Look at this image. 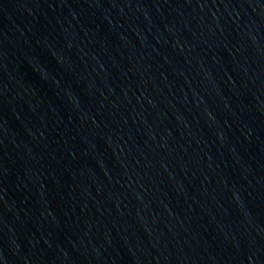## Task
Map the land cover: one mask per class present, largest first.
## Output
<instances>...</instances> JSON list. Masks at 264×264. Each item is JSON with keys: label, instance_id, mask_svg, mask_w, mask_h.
Segmentation results:
<instances>
[{"label": "water", "instance_id": "1", "mask_svg": "<svg viewBox=\"0 0 264 264\" xmlns=\"http://www.w3.org/2000/svg\"><path fill=\"white\" fill-rule=\"evenodd\" d=\"M0 264H264V0H0Z\"/></svg>", "mask_w": 264, "mask_h": 264}]
</instances>
